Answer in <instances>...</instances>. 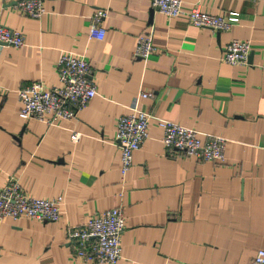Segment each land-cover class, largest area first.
Listing matches in <instances>:
<instances>
[{"label": "crops", "instance_id": "obj_1", "mask_svg": "<svg viewBox=\"0 0 264 264\" xmlns=\"http://www.w3.org/2000/svg\"><path fill=\"white\" fill-rule=\"evenodd\" d=\"M181 1L212 16L239 13V22L229 32L199 29L152 0L46 1L37 20L0 0V25L26 42L0 46V190L17 180L29 197L63 201L58 222H1L0 264H87L75 258L69 228L116 207L126 217L118 264H251L264 250V0ZM99 9L106 36L90 41ZM143 32L158 49L147 61L133 56ZM233 39L251 42L249 67L223 62ZM64 52L87 57L96 97L71 122L23 121L18 91L57 86ZM142 91L154 94L138 104L151 117L149 139L123 181L117 122ZM160 120L201 140L224 138L225 162L168 152Z\"/></svg>", "mask_w": 264, "mask_h": 264}, {"label": "built area", "instance_id": "obj_2", "mask_svg": "<svg viewBox=\"0 0 264 264\" xmlns=\"http://www.w3.org/2000/svg\"><path fill=\"white\" fill-rule=\"evenodd\" d=\"M53 0H16L17 10L32 19H41L46 11L44 3ZM69 1V0H57ZM153 10L177 18L187 16L194 27L209 29L216 33L229 32L239 22V13L227 16H212L201 12L198 6L186 9L181 0H152ZM107 10H96L90 18L88 39L102 41L106 36L103 22ZM26 45L24 35L0 25V46L16 49ZM158 53L154 37L143 32L137 39L134 58L147 61ZM252 53L251 42L233 39L224 51L223 62L236 67H249ZM59 84L46 87L35 83L18 91L19 117L23 121L35 120L47 126H56L60 121H74L79 113L97 95V86L92 79V69L87 57L73 52H64L57 63ZM154 98L152 92H140L132 113L122 116L117 122L114 140L121 152L120 172L124 181L134 163V154L141 150L149 139L150 115L139 108V100ZM163 132L162 144L169 152H179L200 162H225L227 141L222 137L208 136L201 140L192 128L167 120L158 123ZM74 142L81 134L74 132ZM63 201L29 197L17 180H12L0 190V223L11 219H33L41 222H58L62 216ZM126 230L123 208L116 207L98 214L81 227H70L69 244L75 258L87 264H118L122 259V236ZM251 264H264V250H259Z\"/></svg>", "mask_w": 264, "mask_h": 264}, {"label": "water", "instance_id": "obj_3", "mask_svg": "<svg viewBox=\"0 0 264 264\" xmlns=\"http://www.w3.org/2000/svg\"><path fill=\"white\" fill-rule=\"evenodd\" d=\"M251 56V55H250Z\"/></svg>", "mask_w": 264, "mask_h": 264}]
</instances>
